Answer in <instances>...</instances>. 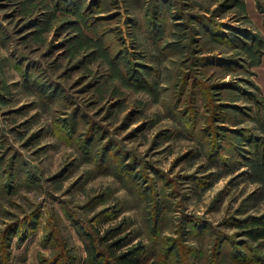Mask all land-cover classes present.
Here are the masks:
<instances>
[{"label": "rangeland", "instance_id": "rangeland-1", "mask_svg": "<svg viewBox=\"0 0 264 264\" xmlns=\"http://www.w3.org/2000/svg\"><path fill=\"white\" fill-rule=\"evenodd\" d=\"M263 222L264 0H0V264H264Z\"/></svg>", "mask_w": 264, "mask_h": 264}, {"label": "trees", "instance_id": "trees-1", "mask_svg": "<svg viewBox=\"0 0 264 264\" xmlns=\"http://www.w3.org/2000/svg\"><path fill=\"white\" fill-rule=\"evenodd\" d=\"M264 223V222H263ZM263 226H260V231L255 234V236L258 237H264V224ZM142 250V248H132L129 251L122 253L118 256L111 257V259H103L101 261H98L95 264H134L135 260L138 258L139 252ZM94 256V255H93Z\"/></svg>", "mask_w": 264, "mask_h": 264}]
</instances>
